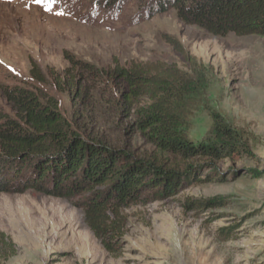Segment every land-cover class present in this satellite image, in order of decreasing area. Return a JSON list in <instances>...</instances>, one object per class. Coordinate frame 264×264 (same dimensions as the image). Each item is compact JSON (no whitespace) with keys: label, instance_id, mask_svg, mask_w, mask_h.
Instances as JSON below:
<instances>
[{"label":"rangeland","instance_id":"1","mask_svg":"<svg viewBox=\"0 0 264 264\" xmlns=\"http://www.w3.org/2000/svg\"><path fill=\"white\" fill-rule=\"evenodd\" d=\"M139 2L0 0V85L31 81V61L49 79L48 69L60 73L68 67L64 51L104 69L117 59L121 65L164 62L189 72L184 56L164 38L173 37L203 66L206 82L178 110L183 132L195 142L212 139L213 118L220 115L254 157L213 166L193 159L189 182L175 194L123 209L126 234L116 256L87 227L75 199L0 193V231L15 250L5 256L9 247L0 244V264H264V37L212 36L181 22L173 9L151 14ZM86 82L92 92L85 104L53 90L65 113L78 115L86 136L183 167L139 131L136 112L122 110L120 95L127 88L121 81ZM0 111H10L1 92ZM218 197L225 204L186 207L190 200Z\"/></svg>","mask_w":264,"mask_h":264},{"label":"trees","instance_id":"2","mask_svg":"<svg viewBox=\"0 0 264 264\" xmlns=\"http://www.w3.org/2000/svg\"><path fill=\"white\" fill-rule=\"evenodd\" d=\"M116 4L124 0H108ZM151 14L173 9L177 18L216 36L264 37V0H139ZM181 53L189 72L164 62L132 61L121 65L114 59L108 69L63 52L68 67L47 75L31 61V81L0 85L10 111H0V193L42 192L75 199L84 222L106 252L118 255L124 247L126 216L122 210L146 201L163 200L189 182L193 159L206 164L234 157H254L241 134L220 115H214L212 139L195 142L182 130L178 110L195 89L205 86L203 71L175 38L164 37ZM103 79L127 88L122 110L135 113L139 131L150 137L157 150L182 163L161 157H136L122 149L90 138L77 123V114L61 108L57 93L85 104L91 97L88 80ZM92 92V91H91ZM143 100V104L140 103ZM256 175L259 171L252 170ZM200 181V180H199ZM225 204L223 197L187 201L188 208ZM0 244L15 254L11 241L0 231Z\"/></svg>","mask_w":264,"mask_h":264}]
</instances>
